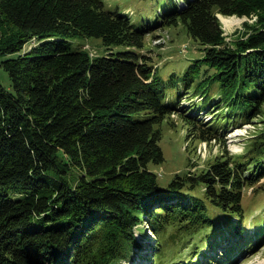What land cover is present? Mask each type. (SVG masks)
I'll list each match as a JSON object with an SVG mask.
<instances>
[{
    "label": "trees",
    "instance_id": "1",
    "mask_svg": "<svg viewBox=\"0 0 264 264\" xmlns=\"http://www.w3.org/2000/svg\"><path fill=\"white\" fill-rule=\"evenodd\" d=\"M183 1L157 14L160 27L181 24L202 53L178 98L217 80L220 105L250 123L261 117L264 0ZM217 14L253 21L227 40ZM149 24L137 27L102 0H0V66L11 83H0V264H121L135 246L142 251L133 231L140 225L151 232V263L166 264L165 247L190 246L193 255L213 246L207 232L217 214L236 219L216 226L227 249L257 251L264 223L245 232L242 198L264 177V133L243 157L221 155L206 170L159 183L154 168L164 156L154 126L174 107L158 66L141 53ZM90 37L107 53L91 58L72 47ZM183 117L198 140L221 137L218 127Z\"/></svg>",
    "mask_w": 264,
    "mask_h": 264
},
{
    "label": "rangeland",
    "instance_id": "2",
    "mask_svg": "<svg viewBox=\"0 0 264 264\" xmlns=\"http://www.w3.org/2000/svg\"><path fill=\"white\" fill-rule=\"evenodd\" d=\"M102 1L104 6L109 10L130 17L132 23L137 27L143 28L148 25V23H150L149 27L152 26V29H149V32L145 36L144 49L141 53L150 59L149 64H151L154 69L158 66L157 75L165 83L162 92L167 101L166 105L174 107L170 116L165 117L160 124L154 126V128L161 133L159 146L164 156L163 164L154 168V171L159 176L160 185L166 186L176 173L195 174L206 170L213 160L221 155H229L233 158L246 155L248 153L247 146L251 141L264 133V114L261 115V117L253 118L251 121L252 125L245 128V122H247L246 118H240L238 112L227 110L225 106L220 105L221 102L224 101L221 100V95L216 92L219 90V82L217 80L210 82L208 91L201 93L204 96L202 103H200V101H195L196 94H192L194 85L178 98V95H180L179 93H182L183 89L185 90L184 81H182L184 73L192 63L191 60L201 57L202 53L199 47L196 46L187 35L181 24L160 27L159 24H157L159 23L157 14L160 13V17H162V9H165L166 12H168V10H170L169 12L173 11L175 4L178 6L182 0ZM217 17L219 19L218 14ZM228 18L231 21L228 26L224 25L219 19L227 40L232 39L235 32L241 31L244 21L250 23L253 21L236 16H229ZM30 45L31 42L25 45L24 49L29 48ZM72 47L85 50L91 58L107 53L100 39L94 37L75 39ZM2 59L3 58H0V60ZM210 71L209 69L206 72L208 73L207 75L211 74L209 73ZM195 75L196 74H194V76ZM202 76V70L198 78L192 76L194 83H197ZM0 83L4 88H10L11 83L9 74L1 66ZM215 93L218 94L215 95ZM219 100L221 101L219 102ZM184 114L190 117L192 116L189 118V121L193 119L200 120L201 118L203 123H209L210 126L218 127L217 131L221 137L216 141L211 140L205 142L198 140L190 130L191 126L186 123L183 117ZM216 120L218 124L215 123ZM200 193L202 195L203 191ZM242 210L243 223L247 227L245 232H247V234H252L257 226L264 223V177L255 186L245 190L242 198ZM217 215V223H221L223 220H225L226 224L233 221L231 214L228 216L221 214ZM217 223L209 228L207 235L211 236L213 240H216L215 243L219 245V248H222L229 244L225 243L227 239L225 234L219 236L220 234L216 233V226L218 228L222 226V224ZM205 229L207 230V228L199 230L197 232V237L203 234ZM133 231L134 239L136 243L139 244V248H142V251H138L135 246L132 256L123 259L121 264H133L138 257L142 259V255H144V264H148L151 258L150 250L147 252L148 245L151 243L149 240L151 232L147 225H140V227ZM261 240L263 241L257 248V251H255V248H253L252 252L248 250L245 251L244 249L246 247H243V251L239 250L236 253L234 249V253H232L233 249H227L228 246H226V249L221 250L222 254H218L220 255L219 258L218 255L216 257L213 252H210L206 246H204L205 248L202 250L204 253L201 257H199L201 251L192 255L189 251L190 246L186 247L184 251L183 248H180V245H175V248L169 246L165 247L164 250L167 257L161 258L160 262L163 263L162 260H165L167 262L166 264H169L171 260H176L177 262H172V264H190L191 258L196 255L192 259V262L198 261V259H206V263L215 261L216 264H221L218 261H220L219 259L224 255V259L229 262L228 264H264V238H261ZM179 248V255H176L174 259H172L170 252L174 249L178 250ZM216 248L218 247L213 246L214 250H216ZM206 250L209 253L205 254ZM188 261L189 263H186Z\"/></svg>",
    "mask_w": 264,
    "mask_h": 264
},
{
    "label": "bare ground",
    "instance_id": "3",
    "mask_svg": "<svg viewBox=\"0 0 264 264\" xmlns=\"http://www.w3.org/2000/svg\"><path fill=\"white\" fill-rule=\"evenodd\" d=\"M184 5H185V2H182ZM219 19L221 20V22L224 24V25H229L231 23L230 19L228 17H225V16H222V15H219ZM250 125H252L251 123H247L244 127L247 128L249 127Z\"/></svg>",
    "mask_w": 264,
    "mask_h": 264
}]
</instances>
